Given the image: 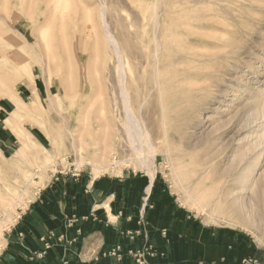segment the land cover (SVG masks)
Listing matches in <instances>:
<instances>
[{
	"label": "rangeland",
	"instance_id": "374dc122",
	"mask_svg": "<svg viewBox=\"0 0 264 264\" xmlns=\"http://www.w3.org/2000/svg\"><path fill=\"white\" fill-rule=\"evenodd\" d=\"M169 1L174 38L156 42L148 0H0V254L61 169L156 178L264 254V0Z\"/></svg>",
	"mask_w": 264,
	"mask_h": 264
},
{
	"label": "crops",
	"instance_id": "0c3cea01",
	"mask_svg": "<svg viewBox=\"0 0 264 264\" xmlns=\"http://www.w3.org/2000/svg\"><path fill=\"white\" fill-rule=\"evenodd\" d=\"M72 176L54 175L30 203L7 236L0 264H41L31 256L51 235L52 250L42 264H137L129 252L144 246L164 255L150 264H242L245 258L264 264L247 233L202 224L176 206L156 178L149 189L136 175ZM131 232L138 233L133 241ZM117 246L121 258L110 255Z\"/></svg>",
	"mask_w": 264,
	"mask_h": 264
},
{
	"label": "bare ground",
	"instance_id": "6f19581e",
	"mask_svg": "<svg viewBox=\"0 0 264 264\" xmlns=\"http://www.w3.org/2000/svg\"><path fill=\"white\" fill-rule=\"evenodd\" d=\"M150 3H152L153 5H151V4H146V5H144V6H142V4H141V6L139 7V12H141V15H142V20H143V22H142V26H141V29L143 30V32H144V34L145 33H147L148 32V28H149V25L150 24H148L147 23V21H148V18H149V12H150V9H151V11H152V13H153V15L154 16H156V19L152 22V29L154 30V37H153V40L154 41H156L157 42V33H159V30H161L162 32H161V37H162V39L165 37L166 39H167V42L168 41H170L172 38H174V25H175V23L173 22V19H172V13H173V11H172V5H173V3H170V1L169 0H164V2H163V0H162V4H163V7H162V13L160 14H157V9H156V3H157V0H148ZM43 3V2H42ZM139 3H141V2H139ZM172 4V5H171ZM20 5H21V3H20ZM153 6V7H152ZM18 7V6H17ZM152 7V8H151ZM19 8V7H18ZM20 9V8H19ZM159 9V8H158ZM21 10V9H20ZM101 13H100V22H101V20H102V23H101V25H103L104 23H105V15H104V12L103 11H100ZM15 13V12H14ZM16 13H17V11H16ZM17 15V14H16ZM162 16H164L162 19H160ZM151 17V16H150ZM104 20V21H103ZM150 20V19H149ZM151 22V21H150ZM102 28H104L105 29V31H106V29H107V26H103ZM103 29V30H104ZM108 31V30H107ZM106 31V32H107ZM108 33H109V31H108ZM110 34V33H109ZM109 34H108V36L106 35V38H107V41H108V45L109 44H111V43H113V39H112V37L110 36L109 37ZM148 47V46H147ZM160 47V46H159ZM163 49V48H162ZM161 49V50H162ZM166 51V50H165ZM159 53V52H158ZM157 53V54H158ZM154 59V58H153ZM154 82V81H153ZM155 83V82H154ZM158 83V82H157ZM113 165L114 164H117V162L114 160L113 162ZM143 164H145V163H142V165ZM140 165L141 167H142V169H145L146 168V165ZM153 165V164H152ZM149 167H151V166H149ZM148 171V170H147ZM151 171V170H150ZM149 172V171H148ZM152 172V171H151ZM151 172H149L147 175H148V177L150 178L149 180H151V183H152V181L154 180V174L153 173H151ZM150 182V181H149ZM243 209V208H242ZM237 212L238 211H240V210H236ZM246 215V214H245ZM238 216V215H237ZM242 216V215H241ZM237 224V223H236ZM237 225H241V227H243V228H246L245 226L246 225H242V224H237Z\"/></svg>",
	"mask_w": 264,
	"mask_h": 264
},
{
	"label": "built area",
	"instance_id": "2783aa9c",
	"mask_svg": "<svg viewBox=\"0 0 264 264\" xmlns=\"http://www.w3.org/2000/svg\"><path fill=\"white\" fill-rule=\"evenodd\" d=\"M59 176L65 174L64 171L61 169L60 171H56ZM77 176V175H74ZM81 233V231L79 232V234ZM138 233L135 232V234H130V240H133L135 236H137ZM54 238V235H51L49 239H45L43 240V242L45 243V248L49 249L50 247H52V243H50V240ZM64 239V236L59 238V241L62 242ZM133 252H129V255H132V258L135 259L137 264H150V259L154 258H160L163 257V254H159L155 251L154 247H149L148 249H142V250H134V254H132ZM112 257L115 258H121L122 257V250L120 246H117V248L112 251V253L110 254ZM65 264H68L67 262H65ZM242 264H260V262L258 260L255 259H251V258H245L242 260Z\"/></svg>",
	"mask_w": 264,
	"mask_h": 264
}]
</instances>
